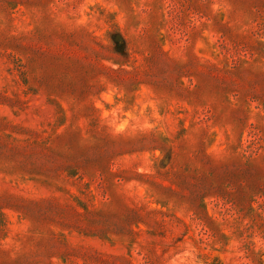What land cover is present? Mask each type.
Instances as JSON below:
<instances>
[{
  "label": "rangeland",
  "instance_id": "1",
  "mask_svg": "<svg viewBox=\"0 0 264 264\" xmlns=\"http://www.w3.org/2000/svg\"><path fill=\"white\" fill-rule=\"evenodd\" d=\"M0 264H264V0H0Z\"/></svg>",
  "mask_w": 264,
  "mask_h": 264
}]
</instances>
